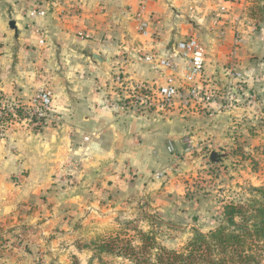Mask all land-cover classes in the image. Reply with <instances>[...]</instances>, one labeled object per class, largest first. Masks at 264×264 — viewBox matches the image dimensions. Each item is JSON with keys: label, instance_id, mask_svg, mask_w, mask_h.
Returning <instances> with one entry per match:
<instances>
[{"label": "crops", "instance_id": "crops-1", "mask_svg": "<svg viewBox=\"0 0 264 264\" xmlns=\"http://www.w3.org/2000/svg\"><path fill=\"white\" fill-rule=\"evenodd\" d=\"M233 5V0H0V98L23 103L34 86L47 83L53 110L61 118L43 134L17 129L12 137L0 138V240L8 247L0 264H32V252L9 247L15 228H30L35 231L30 238L46 242L45 235L53 232L48 223L59 224L46 213L62 197L60 190H49L59 173L48 162L79 154L91 167L105 159L107 165L101 167L115 165L121 175L126 165L147 173L166 160L183 161L188 146L198 141L203 146L221 144L235 111L219 112L209 120L200 119L193 104L164 112L152 109L147 117L128 109L117 113L103 103L111 92H93L92 73L108 83L121 72L127 84L158 86L163 77L144 58L173 54L176 42L192 35L206 53L204 82L218 102H236L238 93L230 90L224 67L225 51L232 44L224 12ZM142 6L149 24L146 35L136 31L134 19ZM79 31L88 38L78 37ZM174 58L181 70V60Z\"/></svg>", "mask_w": 264, "mask_h": 264}, {"label": "rangeland", "instance_id": "rangeland-1", "mask_svg": "<svg viewBox=\"0 0 264 264\" xmlns=\"http://www.w3.org/2000/svg\"><path fill=\"white\" fill-rule=\"evenodd\" d=\"M233 1L234 5L224 12V21L232 31L224 67L227 84L238 98L236 102H218L220 107L211 110V115L203 107L196 108L202 120L204 116L209 120L219 112L235 111L224 128L221 144L203 146L198 141L188 146L189 155L183 161L166 160L163 166L147 173L126 165L127 171L121 175L115 165L101 167L105 159L91 167L79 160V154L54 159L48 162L49 167L57 169L55 174L59 176L50 182L49 190H60L62 197L55 199L58 203L46 213L52 214L47 215L49 218H58L59 224L54 227L53 222L48 223L47 228L53 232L45 235L46 242L30 238L35 234L30 228H15L10 248L32 252V264H130L116 252L101 250V242L119 236L131 238L138 246L137 232L153 230L158 242L179 249L195 230L207 232L216 226L224 203L243 201L249 197L251 187L264 186V0ZM239 23L242 25L237 27ZM80 72L89 75L87 70ZM94 74L93 92H111L103 96V103L115 107L117 113L128 109L147 117L153 112H135L124 98L130 90L113 82L115 74L110 83ZM40 90L52 93L44 83L33 87L26 102L0 98V138L12 137L17 129L43 134L59 124L61 118L52 105L42 119L31 113L30 100ZM211 152L217 153L215 161L210 158ZM89 172L94 175L89 176ZM0 241L4 244L1 255L8 247L3 237Z\"/></svg>", "mask_w": 264, "mask_h": 264}, {"label": "trees", "instance_id": "trees-1", "mask_svg": "<svg viewBox=\"0 0 264 264\" xmlns=\"http://www.w3.org/2000/svg\"><path fill=\"white\" fill-rule=\"evenodd\" d=\"M218 223L207 232L195 230L179 249L158 242L153 230L131 238L108 237L100 249L130 264H264V186L251 187L243 201L222 205Z\"/></svg>", "mask_w": 264, "mask_h": 264}, {"label": "built area", "instance_id": "built-area-1", "mask_svg": "<svg viewBox=\"0 0 264 264\" xmlns=\"http://www.w3.org/2000/svg\"><path fill=\"white\" fill-rule=\"evenodd\" d=\"M36 14L42 16L44 11L36 10ZM142 15L143 6L135 12L134 19L136 31L146 35L149 24ZM77 36L88 38V34L83 31L77 32ZM175 55L183 64L181 70L179 64L175 62ZM144 59L151 64L156 73L163 77V82L158 86L155 87L152 82H143L140 85L127 84L121 72L113 76V82L116 85L130 90L125 92L124 98L128 99L135 112L144 114L150 109L164 112L175 107L187 108L189 104H193L195 108L203 107V110H207L208 115H211V110L220 107L215 98V92L204 82L205 51L194 36L189 35L177 41L173 54L148 55ZM230 67L233 68L232 65ZM52 101L53 96L50 91L36 92L30 100L33 110L31 113L42 119L50 111Z\"/></svg>", "mask_w": 264, "mask_h": 264}, {"label": "water", "instance_id": "water-1", "mask_svg": "<svg viewBox=\"0 0 264 264\" xmlns=\"http://www.w3.org/2000/svg\"><path fill=\"white\" fill-rule=\"evenodd\" d=\"M9 26L12 28V29H16L15 27V23L14 21H10L9 22ZM94 58H96L97 60H101V58L97 55V54H92ZM216 156H217V153L216 152H211L210 154V158L212 161H215L216 160Z\"/></svg>", "mask_w": 264, "mask_h": 264}]
</instances>
